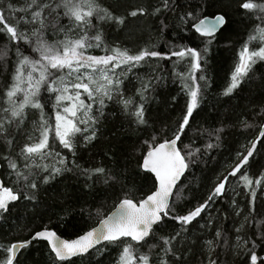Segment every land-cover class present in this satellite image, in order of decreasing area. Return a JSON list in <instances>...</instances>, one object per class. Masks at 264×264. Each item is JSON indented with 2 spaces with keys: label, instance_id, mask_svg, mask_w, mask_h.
<instances>
[{
  "label": "snow or ice",
  "instance_id": "snow-or-ice-1",
  "mask_svg": "<svg viewBox=\"0 0 264 264\" xmlns=\"http://www.w3.org/2000/svg\"><path fill=\"white\" fill-rule=\"evenodd\" d=\"M178 6L176 0H161L160 6L154 9L151 5L136 6L131 11L125 8L122 15L101 7L97 0H52L50 3L32 0L26 8L19 9L14 8L11 3L0 6V34H6L9 42L15 45L18 60L11 83L3 94V103L7 106L2 109L3 115H0V139H4L11 148L15 140L7 137L11 135L9 130L12 126L15 125L17 133L23 132L26 127L25 110L30 108L39 112V118L32 121L31 132H25L28 140L23 142L16 157L14 158L11 152L0 156V160L7 163L6 179H0V221H7L11 206L18 204L21 199L25 203L38 204L40 183L48 185L64 173L73 171L61 153L67 150L75 157L80 147L87 148L98 140L102 135L99 125L102 118H105L106 102L115 101L125 116L130 118L131 124L137 128H147L149 101L153 99L152 93L158 86L156 82L163 80V77L136 76L137 83L132 84L129 73H135L154 58L167 60L175 57L177 61L190 62L187 74H177L184 81L182 86L186 90L187 101L182 116L176 121L175 131L170 138L161 139L166 136L168 128L165 125L157 129L153 122L152 127L156 134L143 140L139 148L140 155L135 157L137 168L132 170V175L140 176L143 173L145 181L151 182L147 194L137 200L132 198L130 190L122 186L120 191L124 194L119 198L114 210L100 219L97 227L85 231L75 239H61L55 231L42 228L31 233L27 239L7 245L0 244V252L3 253L0 264H22L20 256L38 240L47 241L51 254L50 264H70L72 257H83L89 254L90 250L100 251L97 246L102 243L105 247L113 245L120 248L122 245L115 264H152L153 257L150 253L156 248L159 249L154 257L156 264H184V257L187 255L184 249L191 251V247L196 243L193 241L189 246L187 237L191 225L203 219L202 214L206 212L208 219L205 224L200 225L201 229L213 224L210 210L228 195V186L233 183V179L236 184L231 189L234 193L231 198V211L223 216V219L227 220L232 214L237 217L242 215L235 198L241 195L246 198L247 215L243 216L239 227L235 228V245L230 243L227 232L219 227L216 228L213 239L203 242L208 257L207 264H217V260L213 258L217 247L223 245L225 250L234 249L239 255L242 251H248L249 243L252 244L251 264H256L255 241L251 238L242 239L240 233L255 223L254 234L264 243V219L255 218L259 214L256 209L258 189L264 192V171H260L259 175H250L248 171L258 163L255 154L260 152V148L257 144L264 148V124L259 126V134L254 140L236 150L235 157L232 158L235 161L234 166L226 175H217V182L206 199L184 214H174L173 205L183 198L179 188L180 179L190 167L195 155L194 151L189 150L188 144H183L182 138L186 135V129L191 127L190 119L200 105L201 87L197 83L195 73L202 70L204 54L208 52L207 46L204 47L203 53L195 47L187 46H181L179 51L165 53L154 50V46L149 45L134 52L119 45L114 48L105 45V54H88L89 49H99L103 45L102 33L99 30L96 35H89L90 31L96 30L93 19L126 26L128 18L175 12ZM240 8L258 13L256 19L264 23V2L244 0ZM6 10L13 14V18L17 13L25 15L20 16L15 24L9 23ZM194 11H185L179 19L184 24L191 20L195 33L209 38L208 43L212 42L218 31L227 29V13H217L201 19L194 15ZM53 14L56 22L50 23L49 17ZM61 17L67 18L68 25H60ZM21 25L24 26L23 31H20ZM167 27L161 20L160 31ZM49 28L54 37L51 42L46 36ZM255 32L257 34H250L248 42L244 43L238 53L239 59L232 72L231 82L223 92L225 96L230 97L242 85L244 78L249 75L258 60L264 61V27L257 26ZM61 36L62 38H56ZM253 41H258L259 47L250 50L249 43ZM22 46L31 48L36 58L25 55L21 51ZM199 80H206V77L201 75ZM128 84H132L134 93L126 97ZM42 93H46V97ZM134 97H138V103ZM172 101L175 102L176 98L172 97ZM49 103L52 113L50 116L44 111ZM257 115L264 118V109ZM243 124L250 127L247 121H243ZM221 131L217 129L209 135L215 134L219 141ZM115 136L113 133L114 138ZM178 143L183 144V149L178 147ZM215 146L212 143L206 145L207 149ZM132 147L135 148V145ZM199 151L195 149L196 153ZM122 154L129 162L133 159V152ZM261 155L264 157V153ZM72 164L77 173L84 177V187L94 198L98 195L106 197L110 190L116 189L118 180L107 168H81L76 165L75 160ZM260 168H264V164H260ZM125 179L127 181L126 177ZM9 182L11 186H5ZM101 214L100 208H97L96 215ZM168 221L179 225V230L174 229V234L159 236L157 243L149 245L148 253H140L138 249L155 237V229L161 228ZM16 227L23 230L27 224L18 223Z\"/></svg>",
  "mask_w": 264,
  "mask_h": 264
},
{
  "label": "trees",
  "instance_id": "trees-1",
  "mask_svg": "<svg viewBox=\"0 0 264 264\" xmlns=\"http://www.w3.org/2000/svg\"><path fill=\"white\" fill-rule=\"evenodd\" d=\"M32 0H0V6H6L11 3L14 8H26ZM41 2V0H37ZM44 3H50L52 0H43ZM59 2V0H55ZM244 0H176L179 5L175 12H166L156 16H145L138 18H128L126 26H117L115 24L105 23L93 19L92 23L96 25V30L89 32V35H96L99 30L102 33L103 45L99 49H89L90 55L105 54L104 46L114 48H128L136 51L146 45L154 46V50L161 52L179 51L181 46L195 47L203 53L207 46L208 52L204 54V63L202 70H198L195 75L197 83L201 87L200 105L194 111L190 119L191 127L186 129V135L182 138L183 144L190 146L189 150L194 151V159L190 164L186 174L179 183L183 198L176 201L173 205L174 214H184L191 210L196 204L202 203L206 199L214 184L217 182V175H226L231 167L234 166L235 152L241 145L247 144L255 139L259 134V126L264 124V118L257 115L264 109V61H257L250 70L248 76L244 78L242 85L234 91L229 97L223 95L224 90L231 82V75L236 63H238V53L245 42H248L250 34L256 35L257 26L264 27L256 16L258 13L243 10L240 5ZM254 3H261L264 0H253ZM97 3L107 8L109 11H115V14H124L125 8L131 11L133 7L152 6L159 7L161 0H97ZM55 5L53 4V7ZM131 6V7H130ZM150 11L152 9H149ZM194 11V15L199 18L213 16L217 13H227L228 27L223 32H218L211 43H208L206 37H201L191 27L192 21L184 24L179 16L185 11ZM9 16V23H16V20L24 13L13 14L5 11ZM47 15V13H46ZM163 20L168 26L164 31H160V21ZM50 23H55V15L49 17ZM61 26L68 25L67 18L59 19ZM24 26H20V31ZM49 42L54 38L51 28L46 33ZM56 38H62L56 37ZM250 50L259 47L258 41L249 43ZM21 51L25 55H35L31 48L22 46ZM17 54L15 45L11 44L6 34H0V115H3L2 109L7 105L3 103V94L11 83V77L17 64ZM190 69V62L187 60L177 61L175 57L167 60L152 59L140 67L135 73H129V79L132 84H136V76H162L163 80L157 81L158 85L152 93L153 99L149 101L147 109L148 126L137 128L131 124L130 118L120 110V106L115 101L106 102L105 118H102L99 125L102 135L97 141L87 148L80 147L73 157L67 150L61 154L66 157L68 166L73 168L72 172H66L63 175L51 181L48 185L40 183L37 199L39 203H25L23 199L18 204L11 206V214L7 221H0V244L7 245L17 240L29 238L34 231L48 228L54 230L58 235L65 239H75L78 235L92 229L99 223V220L106 217L119 203V198L123 197L120 191L122 186L132 193V198L140 199L147 194L151 182L145 181L143 173L140 176L132 175V170L137 168L135 157L140 155L139 148L143 140L149 139L151 135L156 134L152 127L168 128L166 136L170 138L175 131L177 119L182 116L184 106L187 101L186 90L183 89V82L179 73L187 74ZM205 76L206 80H199V76ZM191 83V81H187ZM127 83V81H126ZM132 84H128L127 96H132L134 89ZM46 97V93H42ZM172 97L176 101H172ZM54 99V97H53ZM138 103V97H134ZM43 103V101H42ZM95 108V105H94ZM26 127L23 132L17 133L15 125L9 130L11 135L7 139H14V145L9 148L4 139H0V156L11 152L13 157L19 153L23 142H27L28 137L25 132L30 133L32 121L39 118V112L32 109H26ZM46 115H52L51 104L45 107ZM243 121H247L250 127H245ZM220 129V139L217 141L216 135H209L214 130ZM113 133L116 134L115 138ZM159 142V141H158ZM82 143V141H81ZM212 143L216 146L207 149L206 145ZM183 144L179 147L183 149ZM135 145V148L132 146ZM260 152L256 153L257 164L249 169L250 175H259L260 164H264V148L260 147ZM111 148V151H109ZM195 149H199L198 153ZM133 152V159L128 161L122 153ZM183 153V152H182ZM107 157V158H106ZM81 168H91L93 166H103L107 168L111 175L116 176L118 183L116 189L110 190L106 197L96 196L95 198L84 187V177L77 173L72 161ZM22 163V161H20ZM2 164L1 176L6 179L7 163L0 160ZM227 165V167H225ZM127 178V181L125 179ZM35 178V177H33ZM233 179V178H230ZM236 181L230 184L228 195L219 200L210 210L213 224L201 229L200 225L205 224L208 219V213H203V219L193 222L189 229V246L195 241V246L191 251L185 248L187 255L184 257V264H207L208 257L206 249L203 247L205 240L213 239L216 228L219 227L227 232L232 245L236 243L235 228L239 227L240 221L244 215H247L246 198L244 195L235 197L242 215L237 217L230 215L227 220L223 216L231 211V198L234 193L231 189ZM6 186H11V182ZM175 199V197H173ZM101 204L103 207L101 208ZM100 208L101 215H96V209ZM256 209L258 215L256 220L264 219V192L258 189L256 199ZM27 224V227L21 230L16 227L17 224ZM174 229L179 230V225L168 221L161 228L155 229V237L148 240V244L140 247V253H148L149 245L157 243L161 235L174 234ZM256 225L252 223L246 227L245 232L240 233L242 239L254 240L256 247L254 249L257 255L256 264L264 262V243L261 242L258 235H255ZM248 251H242L237 255L234 249L225 250L223 245L215 250L213 256L217 264H251L252 244H248ZM100 251H91L83 257L71 259L70 264H115L120 248L104 244L97 247ZM158 248L153 249L150 255L153 257L152 264H156L154 259ZM103 252V255H101ZM204 252V255L201 253ZM0 258L3 253L0 252ZM22 264H50L51 254L45 241H35L30 249L24 251L20 256Z\"/></svg>",
  "mask_w": 264,
  "mask_h": 264
},
{
  "label": "water",
  "instance_id": "water-1",
  "mask_svg": "<svg viewBox=\"0 0 264 264\" xmlns=\"http://www.w3.org/2000/svg\"><path fill=\"white\" fill-rule=\"evenodd\" d=\"M218 32H219V31H218ZM218 32H217V33H218ZM178 147H179V143H178ZM182 154H183V153H182ZM1 169H2V164L0 163V179H2V176H1ZM187 170H188V169H187ZM186 172H187V171H186ZM185 174H186V173H185ZM185 174H184V175H185ZM183 177H184V176L181 177L180 181L182 180ZM179 183H180V182H179ZM5 186H6V185H5ZM113 210H114V208H113ZM113 210H112V211H113ZM112 211H111V212H112ZM111 212H110V213H111ZM110 213H109V214H110ZM98 224H99V223H98ZM98 224H97L96 226H94L93 228L97 227ZM90 230H91V229H90ZM53 231H54V230H53ZM56 234H57V233H56ZM57 236H59L61 239H65V238L61 237L60 235H58V234H57ZM41 241H43V240H41ZM45 242H47V241H45ZM102 244H103V243H102ZM102 244H101V245H102ZM99 246H100V245H98L97 247H99ZM91 251H92V250H90V252H91ZM77 257H78V256H77ZM73 258H75V257H72L71 259H73ZM263 258H264V256H263Z\"/></svg>",
  "mask_w": 264,
  "mask_h": 264
},
{
  "label": "rangeland",
  "instance_id": "rangeland-1",
  "mask_svg": "<svg viewBox=\"0 0 264 264\" xmlns=\"http://www.w3.org/2000/svg\"><path fill=\"white\" fill-rule=\"evenodd\" d=\"M21 99H22V97H21ZM88 101L86 100V103H87Z\"/></svg>",
  "mask_w": 264,
  "mask_h": 264
}]
</instances>
